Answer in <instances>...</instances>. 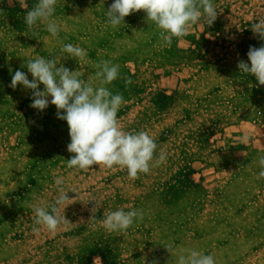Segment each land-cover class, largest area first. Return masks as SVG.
Returning <instances> with one entry per match:
<instances>
[{
  "label": "rangeland",
  "instance_id": "obj_1",
  "mask_svg": "<svg viewBox=\"0 0 264 264\" xmlns=\"http://www.w3.org/2000/svg\"><path fill=\"white\" fill-rule=\"evenodd\" d=\"M36 3L0 0V264H143L153 258L177 264L184 249L211 254L215 264H264V178L256 179L264 155V86L237 68L239 60L248 62L250 45L264 44L251 31L264 19V0H213V25L202 18L171 45L143 10L125 17L120 29L108 25L113 0H57L51 19L60 32L52 37L47 21L32 29L24 23ZM67 43L84 48L87 58L78 63L62 53ZM41 56L78 70L94 87L97 63L118 64L121 76L133 81L107 85L126 101L119 124L147 131L166 161L135 180L117 166L68 168L74 154L56 107L39 113L29 107L30 90L9 87L16 70L27 73L22 64ZM246 133L250 140L242 143ZM57 177L72 199L61 212L69 222L54 234L34 233L40 226L33 206L54 200ZM92 200L102 206L89 221ZM118 208L142 209L144 219L126 232H108L104 214Z\"/></svg>",
  "mask_w": 264,
  "mask_h": 264
},
{
  "label": "clouds",
  "instance_id": "obj_2",
  "mask_svg": "<svg viewBox=\"0 0 264 264\" xmlns=\"http://www.w3.org/2000/svg\"><path fill=\"white\" fill-rule=\"evenodd\" d=\"M56 4L57 0H38L27 11L24 23L32 29L38 21H47L45 30L52 37H57L60 26L51 19L56 12ZM141 10L146 13V21H151L158 29L159 38L168 45H171L173 38L188 35L189 29L202 18L208 26H212L218 17L213 0H113L105 12L106 23L120 29L124 26L125 17ZM251 31L254 37L264 41V19L252 23ZM61 52L76 59L78 63L88 55L84 48L71 43L64 44ZM247 59L248 62L238 61L240 73L254 76L258 86H264V44L259 48L250 45ZM57 65L55 57L41 56L28 60L21 65V68H27V73L16 70L9 87L15 90L18 85H22L23 90H30L29 107L39 113H43L50 104L56 107V117L66 121L68 125L70 142L67 144V151L74 154L66 160L68 168L86 171L93 165L108 169L117 166L126 169L128 177L135 180L141 173L148 174L152 167L166 161L167 156L162 149L157 155L158 144L147 131H125L119 124L118 112L126 101L122 93L113 94L107 85L118 78L124 79L126 86L133 81L130 77L121 76L118 64L103 60L95 65L99 69L95 72V77L99 78V86L96 87L90 81L82 79L78 70H70L60 63L59 67ZM29 73L31 80L28 78ZM40 85H43V90ZM249 140L248 133L241 137L242 143ZM258 164L260 171L256 176L257 180L264 178V155L259 157ZM63 184V177L55 178L58 191L54 200L47 206H33L34 225L40 226L32 228L34 233L38 234L43 228L54 234L62 224L69 222L65 214L61 215L62 210L64 212L68 206L67 201L72 200ZM101 206L95 201L91 209L93 216L89 221L95 220V213ZM143 219L142 209L125 211L118 208L105 212L102 225L108 232H126ZM165 247L172 254V245ZM143 264H159V260H143ZM177 264H215V259L211 254L184 249L178 255Z\"/></svg>",
  "mask_w": 264,
  "mask_h": 264
}]
</instances>
